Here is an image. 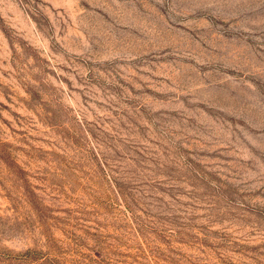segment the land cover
Instances as JSON below:
<instances>
[{"label":"rangeland","instance_id":"374dc122","mask_svg":"<svg viewBox=\"0 0 264 264\" xmlns=\"http://www.w3.org/2000/svg\"><path fill=\"white\" fill-rule=\"evenodd\" d=\"M0 264H264V0H0Z\"/></svg>","mask_w":264,"mask_h":264}]
</instances>
